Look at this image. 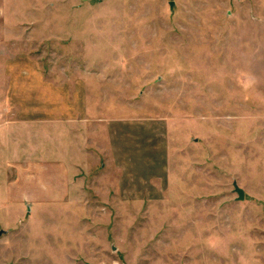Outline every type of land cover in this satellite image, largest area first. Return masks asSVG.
<instances>
[{"label": "rangeland", "instance_id": "rangeland-1", "mask_svg": "<svg viewBox=\"0 0 264 264\" xmlns=\"http://www.w3.org/2000/svg\"><path fill=\"white\" fill-rule=\"evenodd\" d=\"M0 54L80 79L96 142L62 201L0 173V264H264V0H0ZM125 118L164 161L124 190L104 124Z\"/></svg>", "mask_w": 264, "mask_h": 264}, {"label": "crops", "instance_id": "crops-1", "mask_svg": "<svg viewBox=\"0 0 264 264\" xmlns=\"http://www.w3.org/2000/svg\"><path fill=\"white\" fill-rule=\"evenodd\" d=\"M142 122L125 118L104 124L124 190L132 182L146 184L154 164L163 173V140L153 127L148 139V126ZM92 127L80 79L71 85L56 83L43 76L36 59L0 54V173L10 189L7 198L45 203L65 199L71 175L84 166L80 154L92 152L96 144ZM21 157L26 161L20 163Z\"/></svg>", "mask_w": 264, "mask_h": 264}, {"label": "water", "instance_id": "water-1", "mask_svg": "<svg viewBox=\"0 0 264 264\" xmlns=\"http://www.w3.org/2000/svg\"><path fill=\"white\" fill-rule=\"evenodd\" d=\"M170 5H171V3H170ZM234 189L237 191L238 197L242 198L243 197V190L240 187H238L236 184H234Z\"/></svg>", "mask_w": 264, "mask_h": 264}]
</instances>
